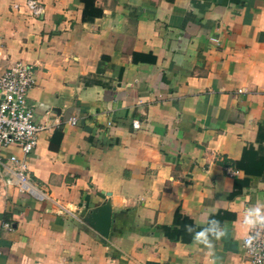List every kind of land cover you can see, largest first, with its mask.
<instances>
[{
	"label": "crops",
	"instance_id": "1",
	"mask_svg": "<svg viewBox=\"0 0 264 264\" xmlns=\"http://www.w3.org/2000/svg\"><path fill=\"white\" fill-rule=\"evenodd\" d=\"M25 1L0 0V71L34 72L41 195L0 166V264H248L243 237L264 231L243 224L264 204V0H95L93 22L78 0ZM103 202L107 236L88 219ZM209 219L226 230L211 252L185 230Z\"/></svg>",
	"mask_w": 264,
	"mask_h": 264
},
{
	"label": "built area",
	"instance_id": "2",
	"mask_svg": "<svg viewBox=\"0 0 264 264\" xmlns=\"http://www.w3.org/2000/svg\"><path fill=\"white\" fill-rule=\"evenodd\" d=\"M25 4L33 13H43L37 0H26ZM14 7L17 8V4ZM34 84V72L27 63L16 61L8 69L0 71V166L12 176L7 183L14 182L20 192L41 195L28 178L26 160L36 149L38 133L42 128L33 122V110L27 102L28 92ZM75 122L76 118L72 117L70 123ZM133 125L137 127L138 122L133 121ZM10 146H16L21 157L11 153L8 163H5L1 153ZM66 211L62 206L59 209L61 213ZM2 226L11 228L9 222H4ZM249 238L250 246L246 244ZM243 244L249 255L248 264H264V231L245 235Z\"/></svg>",
	"mask_w": 264,
	"mask_h": 264
},
{
	"label": "clouds",
	"instance_id": "3",
	"mask_svg": "<svg viewBox=\"0 0 264 264\" xmlns=\"http://www.w3.org/2000/svg\"><path fill=\"white\" fill-rule=\"evenodd\" d=\"M243 224L249 228L256 225H264V204H257L247 208L243 217ZM185 230L192 235L193 242L205 246L210 252L214 249V240L221 239L226 230L221 222L216 219H209L204 226L197 230L193 225H186ZM246 244L250 246V238L246 240Z\"/></svg>",
	"mask_w": 264,
	"mask_h": 264
},
{
	"label": "water",
	"instance_id": "4",
	"mask_svg": "<svg viewBox=\"0 0 264 264\" xmlns=\"http://www.w3.org/2000/svg\"><path fill=\"white\" fill-rule=\"evenodd\" d=\"M88 219L101 235L107 236L111 223V210L108 203L103 202L95 211L90 213Z\"/></svg>",
	"mask_w": 264,
	"mask_h": 264
},
{
	"label": "trees",
	"instance_id": "5",
	"mask_svg": "<svg viewBox=\"0 0 264 264\" xmlns=\"http://www.w3.org/2000/svg\"><path fill=\"white\" fill-rule=\"evenodd\" d=\"M83 4L82 9V21L83 22H93L96 18L102 16L103 11L99 7L95 0H78Z\"/></svg>",
	"mask_w": 264,
	"mask_h": 264
}]
</instances>
